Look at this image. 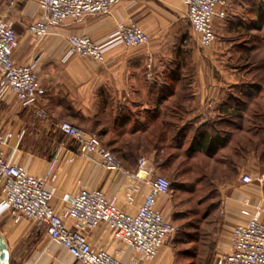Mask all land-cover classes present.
<instances>
[{"label":"crops","instance_id":"obj_1","mask_svg":"<svg viewBox=\"0 0 264 264\" xmlns=\"http://www.w3.org/2000/svg\"><path fill=\"white\" fill-rule=\"evenodd\" d=\"M45 16L40 0H0V21L12 25L16 34L11 60L30 66L45 91L30 105L20 104L11 94L0 100L5 161L34 178L44 177L50 168L47 187L58 213L64 197L97 189L133 214L149 191L130 177L138 159L145 158L148 167L159 172L155 159L165 158L175 136L188 144L197 130L206 129L215 145L223 143L197 154L222 167L216 181L220 215L211 230L213 252L206 264L228 254L233 228L246 222L243 210L253 213L259 207L264 220V180L259 179L264 167V0H224L216 7V40L206 48L205 69L199 67L197 52L190 54V68H183L181 51L193 41L196 51L200 47L183 0H119L107 14L50 25L45 39H34L28 26ZM127 21L149 36L147 46L111 45L103 63L71 52L69 37L104 43L118 23ZM177 110L182 117L172 123L169 116ZM62 122L95 135L124 172L106 171L96 156L81 154L79 146L59 131ZM154 142L160 143L158 153ZM243 175H250L252 182L240 184ZM165 200L157 199L161 212ZM8 217L0 216V234L9 264H77L51 244L43 230H31L26 221L14 224ZM87 238L93 249L114 248L105 225ZM120 259L124 264H173L169 248H162L152 262L137 261L128 251Z\"/></svg>","mask_w":264,"mask_h":264},{"label":"built area","instance_id":"obj_2","mask_svg":"<svg viewBox=\"0 0 264 264\" xmlns=\"http://www.w3.org/2000/svg\"><path fill=\"white\" fill-rule=\"evenodd\" d=\"M119 0H40L45 19L28 26L29 34L37 40L45 39L50 25L77 22L86 16L107 14ZM188 22L198 37L201 48L210 47L216 40L212 29L215 9L224 0H183ZM223 14L221 13L220 16ZM71 52L81 58L104 62V51L111 45L125 48L147 46L149 36L132 21L118 23L113 34L104 43H95L87 37H69ZM16 42L13 26L0 21V100L13 95L22 105H30L45 94L30 66L18 65L11 60ZM43 116L42 112L39 113ZM58 129L73 140L83 155H94L106 171L124 172L113 154L90 133L62 122ZM6 137L0 133V215H7L14 224L26 221L34 230H43L49 242L63 249L77 264H124L120 256L124 251L137 261L152 262L163 248L167 238L174 233L157 208V199L166 200L171 194L170 183L154 176L145 158L138 159L137 170L130 177L149 189L141 205L133 214L118 208L97 189H81L63 198L61 212L51 206L53 193L47 187L51 175L49 168L42 178L28 175L26 170L5 161L2 147ZM125 174V173H124ZM264 180V168L259 176ZM240 184L252 182L250 175H243ZM248 205L247 202L244 203ZM246 222L235 226L231 233L230 251L216 258L214 264H264V220L261 210L253 213L243 210ZM105 225L110 232L114 248L93 249L87 234Z\"/></svg>","mask_w":264,"mask_h":264},{"label":"rangeland","instance_id":"obj_3","mask_svg":"<svg viewBox=\"0 0 264 264\" xmlns=\"http://www.w3.org/2000/svg\"><path fill=\"white\" fill-rule=\"evenodd\" d=\"M195 37L198 39L197 35ZM205 51L201 47L196 51V41H193L192 47L181 51L183 68H190V54L197 52L199 67L205 69ZM187 147L185 143L164 151L165 157L173 156L171 161L161 172L152 171L154 176L165 178L172 184L162 212L174 233L167 238L163 249L171 250L173 264H206L213 252L211 230L220 215L221 194L216 181L222 176L218 170L222 167L206 155H186Z\"/></svg>","mask_w":264,"mask_h":264},{"label":"trees","instance_id":"obj_4","mask_svg":"<svg viewBox=\"0 0 264 264\" xmlns=\"http://www.w3.org/2000/svg\"><path fill=\"white\" fill-rule=\"evenodd\" d=\"M174 112H173V115L169 116L172 119L171 120L172 123L175 122V120H174L175 117H179V118L182 117L180 115V113L182 111L177 110V111H174ZM175 115H177V116H175ZM172 127L174 129L176 128L177 130H179L180 133L183 132V129L179 128V126H175V124L172 125ZM210 138H211V136L208 135L206 129L197 130L196 134L195 135L193 134V136L189 139L188 147H187V149L185 151V154L186 155L207 154L209 150L212 151L215 148H217L218 146H222L223 145V143L220 142V141H219V143L217 141L216 143H218V144L215 145L212 142L213 139L212 138L210 139ZM218 138H220V136ZM182 140H183V138L181 137V135L180 136H175V138L173 140H171V142L169 143V147L176 149L177 147H179L181 145V143L183 142ZM159 145H160L159 142H154V144H153V148L157 150V153L160 151V148H161V146H159ZM172 157L171 156L165 157L161 161L158 158H156L155 161H156V165H157V170H159V172H161L165 168V166H167L168 163L171 161ZM170 189H172V184L171 183H170ZM166 221L169 222L168 219H166Z\"/></svg>","mask_w":264,"mask_h":264},{"label":"water","instance_id":"obj_5","mask_svg":"<svg viewBox=\"0 0 264 264\" xmlns=\"http://www.w3.org/2000/svg\"><path fill=\"white\" fill-rule=\"evenodd\" d=\"M10 256L7 245L0 234V264H9Z\"/></svg>","mask_w":264,"mask_h":264}]
</instances>
